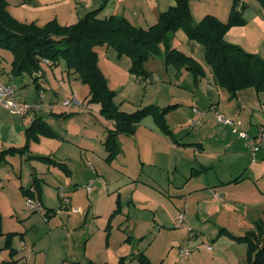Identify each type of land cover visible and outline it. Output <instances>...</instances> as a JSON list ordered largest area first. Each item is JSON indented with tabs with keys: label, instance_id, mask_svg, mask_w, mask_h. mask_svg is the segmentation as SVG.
<instances>
[{
	"label": "crops",
	"instance_id": "obj_1",
	"mask_svg": "<svg viewBox=\"0 0 264 264\" xmlns=\"http://www.w3.org/2000/svg\"><path fill=\"white\" fill-rule=\"evenodd\" d=\"M55 1L56 3H54ZM75 2L77 12L73 13L68 20L63 22L59 20L62 24H74L79 19L78 15L83 16L90 11L100 9L98 14L100 18H109L112 15L123 16L137 27L148 28L157 23L161 12L168 10L175 4V0H156L155 2L154 0H76ZM256 2L255 6L258 9V15L254 18L256 19L255 23L257 22L256 27L264 31V9L260 2ZM60 3V0H35L32 5L37 6L39 9L47 10L54 4ZM241 3L245 5L243 13L247 19L245 11L248 5L245 0H241ZM80 4L84 6L83 10H79V7H77ZM232 5L233 0L228 12L224 9L219 12L211 8L198 21L207 14H213L221 20L227 21ZM226 12L228 15L227 19L224 17ZM45 17L47 18L44 20H32L31 22L44 25L53 19H59L58 17H50V14ZM16 18L22 22L30 23V20ZM70 21L73 22L70 23ZM246 33L245 26H233L225 35V39L230 43L242 46L249 52L259 53L264 58L261 50L258 49L263 38L258 39L252 47H248L241 40H237L239 37H245ZM173 46L193 57L204 69V76L196 83L190 70L186 68L178 69L176 66L172 67L171 65L167 66L164 55L154 56L149 59V61L157 60L154 62L159 63V67H146L150 72L146 82L150 84L172 82L177 73H180V78L177 80L179 88L181 90L182 88L190 89L187 92L179 91L177 97L172 96L174 98H166L158 102V106H163L166 102H168L167 106L176 105L166 115L167 123L173 132L175 141L164 137L154 122L155 118L152 115H148L144 118L145 123L143 125L142 123L139 124L134 134L120 135L119 142H123L124 145L125 141V145H129L127 150L129 153L126 154L123 150L122 157H119L121 156V154L119 155L120 152L118 153L119 156L116 155L119 158L118 160L122 161L124 165L132 162L134 156L130 158L128 154H135V138L140 135L147 138L146 134L143 135L145 132L143 129L153 134L167 148L183 150L186 147L187 151L193 152L195 158L190 160L192 163L190 171L186 170L182 174H176L173 178L162 176L163 180H160V175H165L164 170L159 175L153 173L150 176L152 181L159 185L158 187H162L161 196L165 201H162L163 205H160V202L157 201L159 197L156 200L152 197L148 198L151 199L150 207L156 210L154 220L159 221L152 230V235L156 237L164 230L160 227L172 226L181 211L187 212V210H191L192 205H189L191 198L212 202L207 211L204 212L207 217H212L213 214L215 216L225 211L227 217L231 218L237 217L240 213L248 216V213L253 211L257 212L255 217H258L261 212L260 209L257 210L256 208L262 207L264 199V188L260 184V181L264 178V93L249 87L240 90L232 100L226 101L230 94L219 86L212 67L206 61L205 47L197 40L191 39L182 29L175 33ZM12 61L13 54L7 50L0 49V81L14 87L15 90L21 89L19 96L17 95L21 101H40V109L44 111L34 115L20 116L12 113L11 109L5 106L0 99V264L11 258L10 246L16 250L17 254L14 258L17 260V264H79L90 260L98 263L108 262L107 260L97 261L95 258L88 256L85 252V244L88 238L81 241V229L77 230L71 227L70 221L67 220L66 222L64 217H62L64 209L68 213H73L71 210L72 205L80 200L78 190L84 191V189L80 188H85L86 186L89 197L94 191L91 186L95 183L100 186L97 191L104 192V187L108 190L106 179L96 169V177L91 182H86L76 177L71 179L67 176L74 169L73 162L76 159L73 156L74 149L78 153L80 151L79 156L82 154L81 148L88 151L97 149L95 152L99 155L97 157L99 162L105 161L106 164L110 162L107 159L108 151L104 144L107 129L88 131L84 128L78 136L74 135V137L73 134H69L66 128L63 129L59 126V123H66V120L74 112L68 113L64 110H55L53 102H56V100L54 98L49 100L50 104L47 103L43 86L45 84L46 69H42L35 75L24 73L16 76L11 71ZM44 64H47V68L54 70L53 66L60 65V61L55 65H51V63ZM164 64L165 67H163ZM73 72L75 71L73 70ZM26 74L30 76V79L25 77ZM37 75L38 77H36ZM33 84L36 85L34 97L26 96L27 94L25 93L24 96L20 95L25 87ZM41 92L43 93L41 94ZM73 96V98H70L72 104L64 107L76 108L81 106L82 102L77 98L79 96L78 92H74ZM188 104L193 110L185 107ZM138 109L127 110L126 112H133ZM196 110L202 111V114L191 115V112ZM218 111L230 117L238 125L237 130L245 131L255 142H258L260 138V150L253 154L246 139L231 124H224L218 119L216 113ZM36 117H43L50 127L58 133V136H40L38 140L30 143L26 153L8 154L1 158L2 151L10 147H22L25 145L26 129ZM195 117L201 120V123L198 124V129L195 128L197 125L195 127L189 125L191 119ZM179 128L181 130L177 132ZM101 146L102 148H100ZM95 147L97 148L95 149ZM37 156H50L53 161L51 163L44 162L43 166L45 169L38 172ZM139 158L144 163L147 162L162 169L173 165L171 161L164 162L161 158L144 156L140 151ZM16 161L21 164L18 169L16 168ZM183 162L187 163L188 159H184ZM51 164H54L53 168ZM24 165H26V172H24ZM208 169L211 170L209 175L204 174L203 172ZM215 169L218 171L213 173L212 171ZM45 173L53 174V180L56 181L55 184L49 183L42 176ZM141 174L137 173L136 176L132 174L129 177H133V180H139ZM35 179L40 182V188L41 182L49 183L50 186H44L43 189L41 188V194H38L45 208V212L40 214L31 210L26 205L25 199L27 198L25 191L34 185ZM150 186L154 187L156 185L150 184ZM60 187H64L65 192L68 193L67 198L69 200L65 203V206H63L64 200L60 195ZM117 187L118 183L112 187L111 192L110 190L108 191L112 193L109 194L114 204H117L121 198V194L116 189ZM35 196L38 198L37 192ZM132 199L135 200L134 197ZM236 204H240V207H236ZM250 204L255 208L247 209ZM135 205L137 204H130L129 211L133 208L136 209ZM58 214L63 221L64 225L62 226L58 222L55 224ZM189 216L191 215L189 214ZM192 223L191 228L197 234L200 231L196 228L199 222L196 220ZM215 223L218 224L219 222ZM8 241H10V246L7 245ZM120 249L115 258L119 257L118 260L115 263H111L110 260L108 263L116 264L122 256L137 254L136 250L131 246H124ZM181 249L180 247L177 251L178 259ZM141 251L147 254L145 249L139 252ZM178 262L194 264L191 259L183 262L178 260Z\"/></svg>",
	"mask_w": 264,
	"mask_h": 264
},
{
	"label": "rangeland",
	"instance_id": "obj_2",
	"mask_svg": "<svg viewBox=\"0 0 264 264\" xmlns=\"http://www.w3.org/2000/svg\"><path fill=\"white\" fill-rule=\"evenodd\" d=\"M7 1L8 9L12 15L14 14L16 17L22 18L23 20H30V22L32 20H44L47 18L45 17L47 14H50V17L52 16V18L58 17V21L60 20L63 22L68 20L73 13L77 12L75 8L76 0H60V4H54L47 10L33 6L32 3L35 0L31 3H22V0ZM155 1L156 0H154V2ZM256 1L257 0H245V3L248 5L245 15L248 18L246 19V23L242 26L246 27L247 33L245 37H239L237 40H241L246 46L252 47L258 39L263 38L258 49L261 50L264 55V31L259 30V28L256 27L257 22L255 23L256 19H254L258 15V9L255 6ZM54 3H56V1ZM231 4L232 0H191V7L193 9L192 14L194 19L198 21L204 13L211 10V8L219 12H222L223 9L228 12ZM77 7H79V10L84 9V6L81 4ZM227 12L224 16L225 19L228 18ZM83 16L78 15V18L80 19ZM79 19L76 21L78 22ZM72 22L73 21H70V23ZM96 50L99 57V66L108 79L110 89L115 92L114 102L121 110H135L142 108V106L149 105L158 106V102L161 100L177 97L179 91L187 92L190 90L187 88H182L181 90V88H179L180 86L178 85L177 80L180 78V73H177L176 77H174V81H172L173 83L163 82L160 84H150L146 82V79L140 78L131 70L132 59L130 56L120 54L114 46L108 44H100L96 47ZM8 52L10 53V51ZM152 57L154 56H151L149 59ZM149 59L145 61V68L147 66L154 68L159 67V63L154 62L157 60L149 61ZM170 65L172 67L175 66L171 63L167 64V66ZM53 67L54 70L47 68V64L42 63V68L46 69L44 77L45 84L43 85L45 99L47 103L50 104L49 100L54 98L56 102H53V106L57 111L64 110L68 113L74 112L66 120V123H59V126L63 129L66 128L68 133L73 134V136H78L84 128L88 131L94 129L104 130V128H114V123L102 114L100 103L91 101L89 85L81 80L78 73L73 72V69L67 66V61L60 59V65H55ZM163 67H165V64ZM25 77L30 79L28 74H26ZM35 90L36 85L33 84L25 87L20 95L22 94V96H24L25 93L27 94L26 96L34 97ZM19 91H21V89H16L18 96ZM74 92H78L79 96L77 98L82 102L81 106L76 108L64 107V100L73 98ZM232 99L233 98L228 96L226 101ZM166 104L168 105V102L159 107L165 108L167 107ZM185 107L193 110L189 104ZM171 110L172 109H170V111ZM40 111L42 112L44 110L37 109V112L31 111L30 115H34ZM197 113L202 114V111L196 110L191 112V115L195 116ZM216 113L217 116L223 114L219 111ZM154 122L157 128H159V132L164 137L175 141L173 132L167 133L161 130L155 120ZM141 123L143 125L145 120L143 119L140 124ZM200 123V118L195 117L194 119H191L189 125L192 127L197 125L195 128L198 129V124ZM232 126L235 130L238 129V125L235 122ZM180 130L181 129L179 128L177 132ZM143 131H145L143 135L146 134L147 138L141 135L135 138V154H128L130 158L131 156H134V160L126 165L117 158L120 154L121 156L119 157H122L123 150L126 154L129 153L127 151L129 145L126 146L125 141L124 145L123 142L120 141L121 151L119 155L116 156L117 159L113 158L110 162L107 161V164L105 161L99 162L97 159L99 156L95 152L97 151V147H95V151H88L81 148L80 150H82V154L80 156V151L78 153V151L74 149L73 156L76 158L73 162L74 169L71 173L72 176H70L71 174L68 175L69 173L67 176L71 179L76 177L81 178V180L83 179V181L91 182L94 181L93 179L96 177V169L99 174L104 176L108 183V190L102 185V187H104V192L97 191L100 187L98 183L93 184L91 187L94 191L90 197L87 195L86 186L85 188H80L84 189V191L78 190L80 200L72 205L73 207L71 210L73 213H68L64 209L62 215L65 219L64 221H70L71 227H74L77 230L81 229V241L88 238L85 244V252L87 255L95 258L97 261L107 260L109 262L111 260V263H115L119 258L115 259L116 255H118V251L121 250L120 248L131 246L136 250V253L145 249L148 257L154 262V264H182L178 262L177 251L180 247H186L191 250V255L187 257L185 261L191 259L194 264H250L248 260L249 245L246 241L240 240L237 237L243 236L248 231L254 230L256 227L255 222L259 221V218H263L264 220V199L262 207L260 206L256 208L257 210L260 209L261 212V215H257L258 217H255L257 212L253 211L249 212L248 216L240 213L237 217L231 218L227 217L225 211L220 212L215 216L213 214L212 217H207L204 212L207 211L212 202L191 198L189 204L192 205L191 210H187V212L183 210L184 212H180L185 215L186 222L184 224L179 223L178 217L180 213L178 212L179 214L172 226L160 227L164 229L162 233L157 237L152 235L153 227L157 225V222L159 221L154 220V213L156 214V210L150 207L149 204L151 199L148 198L152 197L156 200L159 197V200L157 201L160 202V205H163L162 201H165L161 196V192H163L162 187H158L159 185L152 181L150 176L153 175V173L159 175L162 173V170H164L163 172L165 175H160V180H163V178H161L162 176L173 178L176 174H182L186 170L190 171L192 168L190 160H194L195 157L193 156V152L187 151L186 147H184L183 150L167 148L149 131L144 129ZM237 131L242 137H244L243 133H246L245 131ZM121 134L128 135L125 133ZM120 135L118 137L119 140ZM177 136L179 135L177 134ZM245 139L248 142V139ZM251 140H253V138H251ZM255 144L257 147V150L255 151L256 153L260 150L261 139L259 138L258 142L256 141ZM100 148H102V146ZM125 148L127 149L125 150ZM139 151L144 156L147 155L148 157L161 158L164 162L171 161L173 162V165L162 169L147 162L144 163L139 158ZM184 159H188V162H183ZM43 164L44 161L37 158L38 172L45 169ZM20 165L21 164L16 161L17 169L20 168ZM24 166V172H26V165ZM51 166L53 168L54 164H51ZM217 171L218 170L215 169L212 172L216 173ZM210 172L211 170L208 169L203 173L209 175ZM137 173H142L139 180H133V177H129V175L132 174L136 176ZM52 175L45 173L42 176L47 179L49 183L55 184L56 181L53 180L54 176ZM49 183L41 182V188L43 189L44 186L50 187ZM116 183H118L116 189H118V192L121 194V198L117 204H114L113 200L110 199V194H112L110 192L112 187L114 185L116 186ZM150 184H155L156 186L152 187ZM260 184L264 188V178L260 181ZM157 188L159 189L156 190ZM109 190L110 192H108ZM38 193L37 189V196ZM70 193L72 194V192ZM66 194L68 196V193ZM133 197L135 200L132 199ZM25 199L26 205L28 206L27 198ZM63 204L62 205L65 206L64 201ZM130 204H137L135 205L136 209L133 208L129 211ZM81 207H83V209H81ZM236 207H240V204H236ZM253 207L254 206L250 204L247 206V209ZM76 212L77 214H75ZM37 213L40 214L41 212L37 211ZM189 214L191 216H189ZM219 215H221V217H219ZM59 216V214L56 216L57 220H55V224L58 222L62 226L64 224ZM196 220L199 222V225L196 226V228L200 230L197 234H195V231L191 228V225L193 224L192 222ZM215 220L219 223L216 224L215 222L217 221ZM129 235L131 236L129 237Z\"/></svg>",
	"mask_w": 264,
	"mask_h": 264
},
{
	"label": "trees",
	"instance_id": "obj_3",
	"mask_svg": "<svg viewBox=\"0 0 264 264\" xmlns=\"http://www.w3.org/2000/svg\"><path fill=\"white\" fill-rule=\"evenodd\" d=\"M34 0H22L31 3ZM264 8V0H257ZM245 5L241 0H233L230 16L223 21L213 14L205 15L195 21L191 0H175L168 10L161 12L157 23L148 28L137 27L123 16L112 15L109 18L98 16L100 9L88 12L74 24H61L53 19L44 25L36 22H22L11 14L8 1L0 0V49L13 54L12 73L20 76L24 73L37 74L42 63L47 59L51 65L60 59L67 61L79 74L81 80L90 87L91 101L101 105V112L114 123V128L107 129L105 147L108 160H112L121 151L119 135H132L140 122L148 115L155 118L161 130L172 133L166 114L176 105L160 108L156 105L142 107L133 112L121 110L114 102L115 92L110 89L108 79L99 66L96 47L100 44L114 46L120 54L132 59L131 70L140 78L146 79L150 72L144 67L151 56L164 55L166 63L178 69L186 68L193 74L197 83L204 76V69L193 57L173 46L175 33L182 29L187 35L205 47L207 63L212 67L220 87L231 98L245 88L253 87L264 93V58L259 53L245 50L242 46L228 42L225 35L233 26L246 23ZM38 77V75L36 76ZM40 136L57 137L58 133L50 127L43 117H36L26 129V143L22 147H10L1 152V158L8 154H24L30 143ZM36 158L51 163L50 156ZM41 194L40 182L26 189L27 197ZM38 199L41 201L39 196ZM42 202V201H41ZM1 233V232H0ZM249 245L248 260L250 264H264V220L256 222L254 230L237 237ZM7 245L10 246V241ZM9 260L2 264H17L16 250L11 246ZM79 264H111L88 261ZM116 264H154L148 255L141 251L131 256H122Z\"/></svg>",
	"mask_w": 264,
	"mask_h": 264
},
{
	"label": "built area",
	"instance_id": "obj_4",
	"mask_svg": "<svg viewBox=\"0 0 264 264\" xmlns=\"http://www.w3.org/2000/svg\"><path fill=\"white\" fill-rule=\"evenodd\" d=\"M44 63H48L49 61L45 59ZM43 92H41L42 94ZM0 99L1 102L9 107L12 113L20 115V116H28L31 111H37V109L41 108V102L35 101L34 103L21 101L17 94L14 87L3 83L0 81ZM72 104L70 99H67L63 102L64 106H69ZM219 120L224 124H231L233 125L234 121L230 118H227L223 114L218 115ZM243 136L248 139V146L251 149L252 153L255 154L257 150L256 144L254 140H251L250 136L247 133H243ZM60 195L63 198L64 202L67 203V195L64 190V187H60ZM27 204L28 207L33 211L45 212V208L43 203L36 197H27ZM178 221L180 224H184L186 222L185 215L183 213L179 214ZM191 255V250L188 248H182L179 252V261L183 262L187 257Z\"/></svg>",
	"mask_w": 264,
	"mask_h": 264
}]
</instances>
